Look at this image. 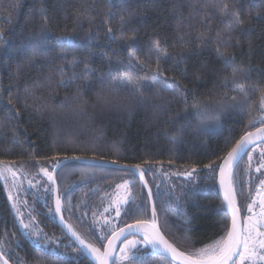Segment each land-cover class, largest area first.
<instances>
[{"label": "trees", "instance_id": "obj_1", "mask_svg": "<svg viewBox=\"0 0 264 264\" xmlns=\"http://www.w3.org/2000/svg\"><path fill=\"white\" fill-rule=\"evenodd\" d=\"M223 4L237 11L243 23L223 14ZM109 27L115 39L107 34ZM0 31V161L21 166L36 178L21 207L41 234L68 255L49 252L28 237L0 176V249L9 264H93L55 215L49 175L69 158L142 167L160 228L181 250L203 248L225 235L230 218L218 192L220 165L242 135L264 126L259 122L264 117L259 108L264 94V0H0ZM122 35L134 37L136 48L131 51L144 64L139 75L146 72L149 81V69L156 67L150 50L159 41L169 57L160 61L161 79H175L188 94L157 85L142 89L141 96L114 87L115 65L123 71L129 62ZM65 36L75 39H56ZM218 46L235 57L227 68L217 55ZM226 78L242 83L247 95L233 91L231 83L224 87ZM108 90L139 98L152 92L154 105L143 102L120 122L115 120L118 114L98 112V94ZM236 104L241 107H232ZM51 110L79 113L81 118L94 113L92 130L101 145L81 139L84 144L79 146L57 143ZM250 120H256L254 126ZM247 156L234 174L244 215L246 200L237 181ZM45 170L50 174L44 175ZM206 175L208 179L196 181ZM124 176L132 181L134 199L109 230L100 220ZM57 181L66 222L101 250L113 232L151 220L150 198L136 173L75 163L64 167ZM138 248L143 264H166L161 256H146L151 250L142 244Z\"/></svg>", "mask_w": 264, "mask_h": 264}, {"label": "snow or ice", "instance_id": "obj_2", "mask_svg": "<svg viewBox=\"0 0 264 264\" xmlns=\"http://www.w3.org/2000/svg\"><path fill=\"white\" fill-rule=\"evenodd\" d=\"M220 11L225 15H230L234 17L235 23L242 24L243 21L239 18V13L237 11H231L228 4H223ZM123 20V18H122ZM107 34L110 38L115 39V34L111 27L108 28ZM4 33L0 31V39L3 38ZM219 36V34H217ZM57 40H73V36L65 37H56ZM122 40L127 42V48L129 49V62L125 66L127 70H121L120 64L115 65L116 74L114 77L115 84L114 87H123L129 92L137 93L142 96V89H156L157 85L160 86L163 90L173 91L174 93H180L181 95H187L186 88L181 87L179 82L175 79L169 80L167 77L161 79L163 69L161 67L160 61L167 60L168 54L166 49L162 48L159 41L153 43V47L150 52L155 56L156 67L154 69H149L153 72L152 79L149 81L147 79V73L145 76L141 77L139 73L144 71V64L131 51L136 48L135 39L126 38L123 35L121 36ZM217 55L220 59L223 60L225 68L234 63L235 57L231 54H226L221 52L220 47L218 46ZM183 59V57H180ZM237 72L236 68H233V74ZM109 75H112L110 70ZM231 83L234 85L233 91H238L241 95H247V89L244 85L233 78L229 81L227 78L224 81V87H227ZM235 100V97H233ZM141 99V103H143ZM186 102V101H185ZM11 103V100H9ZM232 107H241V105L236 104ZM259 108L264 110V94L261 95ZM199 114V113H198ZM218 121L219 117H215ZM256 120H250L249 124H255ZM259 122L264 125V117L259 118ZM264 141V126L257 129L256 133L247 132L240 137L239 140L235 142V145L227 153V157L224 160V163L220 165L221 172V185L225 190V199L228 201V207L232 210V223L230 228H226V233L219 240L199 249H185L181 250L177 246V242H169L165 238L164 233L160 230L157 220H156V209H152V219L149 220H138L135 225H128L129 234H132L133 230L139 233L142 236V240H126L125 247L120 249L122 253L121 256L114 258L113 252L115 249L114 240H119L121 236L125 235V229H119V232H113L112 235L114 239H109L108 244L105 247L103 252L99 248L95 247L91 243H85V240L82 239L75 231L73 235L80 242L81 245H84L89 249L93 254L96 255V258L100 261V264H108L109 260L120 259L125 261L134 262V264H143L144 257H140L137 253L140 251L138 245L142 244L144 248L151 249L150 253L160 254L161 259L166 261V264H264V192H258L260 196L259 207L260 212L254 213L253 215L247 217L246 224L244 227H240L238 224V214L239 209L235 206V192L232 188L231 181L229 180L227 184L225 183V171L229 168L234 160H236L241 153H243L255 140ZM175 140V137H173ZM251 159V157H249ZM0 176H5L6 173H11L15 177V172L12 171L11 166L5 164L4 161H0ZM139 168V165L136 166ZM205 167L210 168L211 165H205ZM259 171V169H257ZM45 174H48L45 170ZM191 173H189L190 175ZM141 178H143V170L140 171ZM49 179L52 177L49 175ZM128 181H125L124 184L127 185ZM121 187V185H117ZM260 188L264 190V180L260 183ZM151 195V192H149ZM56 211L61 210L60 200L57 199ZM256 204V201L253 200L247 206V209L250 213L253 212V205ZM15 207V205H13ZM117 215H119V210H117ZM23 223V221H21ZM30 225H24V228H29ZM39 235V233H35ZM105 237L101 236L100 239ZM135 250V251H133ZM131 252V255H129ZM0 264H9V259L5 257L3 251H0Z\"/></svg>", "mask_w": 264, "mask_h": 264}, {"label": "rangeland", "instance_id": "obj_3", "mask_svg": "<svg viewBox=\"0 0 264 264\" xmlns=\"http://www.w3.org/2000/svg\"><path fill=\"white\" fill-rule=\"evenodd\" d=\"M47 84L50 85L51 82L48 81ZM98 98L101 104V109L98 112L102 114H109L111 112L118 114L119 117H117L115 120L122 122L124 116L128 115L130 110H134L143 104L141 103V99H143L144 102L148 101L146 105H154L153 100L155 99V95L154 93L150 92L146 97L139 98L135 96L130 97L125 93H113L111 90H108L103 94H98ZM90 109L96 110V107ZM51 112L52 113H50V115L52 118L50 116V122L52 120V125H54V134L56 135L57 143L75 144L79 146L80 144H84V142H80L83 140L87 141L86 143L91 144L94 147L101 145L102 141L97 135V132L92 130L94 119H91V117L95 116L93 113L94 111L92 112L93 114H90L91 116L88 118H81V114L73 112L65 113L62 111L57 113L54 110H51ZM162 112L164 113L166 111L163 110ZM110 147L115 148V146L112 145H110ZM249 157H251V159H249ZM7 165L11 166L12 171L15 172V177H13L11 173H6L5 176L1 177L6 184L12 207L15 205V207H13L14 213H16L20 223L23 221L21 225L28 237L49 252H53L54 254L61 256H68L66 253L57 250V242L54 245V243H50V240L45 238V235L41 234L40 230L35 226L36 221L27 217L26 213L21 207V200H25L26 194L34 188V181L36 178L30 177V175H28L21 166H16L13 164ZM0 167H3V165H0ZM242 167L243 169L238 175L237 187L238 191L240 189L244 195V200H246L244 201V206L246 208V224L247 217L253 215L254 213L258 214L260 212V196L257 193L264 192V190L260 188V183L262 180H264V145H260L252 149ZM257 169H259V171H257ZM46 172L50 174V170H46ZM43 174L47 175L45 174V171H43ZM208 178L209 175L203 177L199 176L197 177L196 181L198 182L201 179ZM125 181H128L127 185L124 184ZM119 185H121V187H116L114 189L112 198L109 200V203L104 211V216L102 220H100L102 226L109 227V230L114 229L118 225L122 213L128 204L134 199L132 181L129 180L128 176H124L123 181ZM253 200L256 201V204L253 205V212L250 213L247 209V206L252 203ZM117 210H119V215H117ZM26 224L30 225V227L27 229L24 228V225ZM35 233H39V235H36ZM127 240L135 239L134 237H131ZM125 243L126 240L120 245V249L125 247ZM121 255L122 253L120 252L119 256Z\"/></svg>", "mask_w": 264, "mask_h": 264}, {"label": "water", "instance_id": "obj_4", "mask_svg": "<svg viewBox=\"0 0 264 264\" xmlns=\"http://www.w3.org/2000/svg\"><path fill=\"white\" fill-rule=\"evenodd\" d=\"M257 129H255V130H253L251 132L256 133ZM260 145H264V141H261L259 139L255 140L252 144H249L248 148L243 153H241L240 156L236 160H234L232 162V164H231V166L229 168L226 169L225 177H224L225 183L227 184V182L230 180L231 184H232V188L234 189V192H235V188H234V174H235L236 168L241 163V161L252 151V149H254V148H256V147H258ZM225 158H224V160H225ZM224 160L222 161L221 165L224 163ZM75 163H80V164H85V165L95 166V167H102V168H107V169H112V170L130 171V172L136 173L140 177V179H141V181H142V183H143L148 195H149V192H151V195H149V198H150L152 209H153V207H155V209H156L154 196H153L151 187H150V185H149V183L147 181V178L145 176L144 171H143V178H141L140 171L143 170L142 167L137 168V167H134V166H125V165H120V164H116V163L100 161V160H96V159H87V158H69V159H66V160L62 161L60 164H58L55 167V169L52 172V176L51 177H52V183H53V187H54V210H55V215H56L57 222H58L59 226L61 227V229L63 230V232L66 234V236L78 247V249L93 264H100V261L96 258V255L93 254L84 245H81L80 242L76 239V237L72 234L73 231H75V230L66 222V220L64 218V215H63L64 203H63V198H62V196L60 194V188H59V184H58V181H57V175L67 165L75 164ZM217 185H218V192H219V194H220V196L222 198V201L224 203L226 211H227V213L229 215L230 227H231L232 210L228 207V201L225 199V190H224V187L221 185L220 168H219V171H218ZM57 199H59L60 203H61V210L59 212L56 211ZM235 206L239 209L238 224H239L240 227H244L245 226L244 217H243V213L241 211V208L239 207V202H238V198H237L236 192H235ZM151 219H152V217H151ZM135 224H136V222L135 223H131L129 225H135ZM157 224H158V226L160 228V225H159L158 221H157ZM127 226L128 225L122 227V228L125 229V235L121 236V238L119 240H114V244H115V249H114V252H113V257L114 258H116V255L118 253L120 245L125 241V237H126V239L134 237V238H138V239L142 240V236L139 233H137L135 230H133L132 234H129ZM160 230H161V228H160ZM116 232L118 233L119 229ZM165 238L168 239L166 236H165ZM109 239H114L113 235H111ZM169 242H171V241L169 240ZM85 243L87 244L88 242L85 241ZM107 244H108V241H107L105 247L107 246ZM105 247H104L103 250L100 249V251L103 252L105 250ZM156 255L160 256V254H156ZM114 263H115V259H114V261L113 260H109V262H108V264H114Z\"/></svg>", "mask_w": 264, "mask_h": 264}, {"label": "flooded vegetation", "instance_id": "obj_5", "mask_svg": "<svg viewBox=\"0 0 264 264\" xmlns=\"http://www.w3.org/2000/svg\"><path fill=\"white\" fill-rule=\"evenodd\" d=\"M242 211V210H241ZM243 213V212H242ZM243 217H244V224H245V215L243 214ZM150 221V220H149ZM135 240H137V241H139L140 239H138V238H134ZM141 245V244H140ZM140 245H138V246H140ZM120 249V248H119ZM134 251V250H133ZM119 254H120V252L118 253V256H119ZM129 254L131 255V252H129ZM137 255L138 256H140V255H142V252L141 251H139L138 253H137ZM156 255V254H155ZM118 264H123V261H119L118 260Z\"/></svg>", "mask_w": 264, "mask_h": 264}]
</instances>
